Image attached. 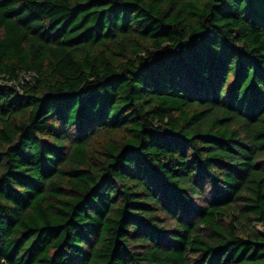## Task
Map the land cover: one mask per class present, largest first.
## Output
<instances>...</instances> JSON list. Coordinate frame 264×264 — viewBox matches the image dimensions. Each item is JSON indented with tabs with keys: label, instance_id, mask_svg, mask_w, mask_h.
Returning a JSON list of instances; mask_svg holds the SVG:
<instances>
[{
	"label": "trees",
	"instance_id": "1",
	"mask_svg": "<svg viewBox=\"0 0 264 264\" xmlns=\"http://www.w3.org/2000/svg\"><path fill=\"white\" fill-rule=\"evenodd\" d=\"M256 223L264 0H0V264H264Z\"/></svg>",
	"mask_w": 264,
	"mask_h": 264
},
{
	"label": "rangeland",
	"instance_id": "2",
	"mask_svg": "<svg viewBox=\"0 0 264 264\" xmlns=\"http://www.w3.org/2000/svg\"><path fill=\"white\" fill-rule=\"evenodd\" d=\"M257 227L264 229V225L262 223H256Z\"/></svg>",
	"mask_w": 264,
	"mask_h": 264
},
{
	"label": "built area",
	"instance_id": "3",
	"mask_svg": "<svg viewBox=\"0 0 264 264\" xmlns=\"http://www.w3.org/2000/svg\"><path fill=\"white\" fill-rule=\"evenodd\" d=\"M23 77H26V76H25V75H21V77H20V78L22 79Z\"/></svg>",
	"mask_w": 264,
	"mask_h": 264
}]
</instances>
